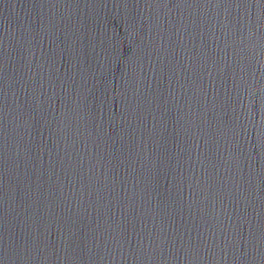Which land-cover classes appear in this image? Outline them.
<instances>
[{"label": "water", "instance_id": "water-1", "mask_svg": "<svg viewBox=\"0 0 264 264\" xmlns=\"http://www.w3.org/2000/svg\"><path fill=\"white\" fill-rule=\"evenodd\" d=\"M0 264H264V0H0Z\"/></svg>", "mask_w": 264, "mask_h": 264}]
</instances>
